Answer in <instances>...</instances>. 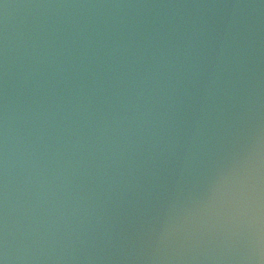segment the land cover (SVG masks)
<instances>
[{
    "label": "water",
    "instance_id": "1",
    "mask_svg": "<svg viewBox=\"0 0 264 264\" xmlns=\"http://www.w3.org/2000/svg\"><path fill=\"white\" fill-rule=\"evenodd\" d=\"M0 264H264V0H0Z\"/></svg>",
    "mask_w": 264,
    "mask_h": 264
}]
</instances>
